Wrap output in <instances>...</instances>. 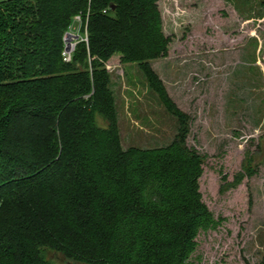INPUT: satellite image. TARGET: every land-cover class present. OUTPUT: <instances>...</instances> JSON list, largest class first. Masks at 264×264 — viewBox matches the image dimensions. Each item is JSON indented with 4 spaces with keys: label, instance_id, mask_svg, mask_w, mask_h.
Returning a JSON list of instances; mask_svg holds the SVG:
<instances>
[{
    "label": "trees",
    "instance_id": "1",
    "mask_svg": "<svg viewBox=\"0 0 264 264\" xmlns=\"http://www.w3.org/2000/svg\"><path fill=\"white\" fill-rule=\"evenodd\" d=\"M160 1L0 2V264H193L200 233L221 224L201 191L208 155L188 144L192 117L152 65L172 42ZM77 16L87 40L66 62ZM117 52L177 118L169 145L123 146L107 67ZM255 154L228 189L258 174Z\"/></svg>",
    "mask_w": 264,
    "mask_h": 264
},
{
    "label": "rangeland",
    "instance_id": "2",
    "mask_svg": "<svg viewBox=\"0 0 264 264\" xmlns=\"http://www.w3.org/2000/svg\"><path fill=\"white\" fill-rule=\"evenodd\" d=\"M262 1L159 2L172 42L167 55L152 65L176 104L192 117L188 144L208 155L200 180L203 199L221 221L217 229L200 233L193 264H264ZM77 17L68 32L85 39ZM72 42L77 46L78 40ZM122 57L115 53L107 67L123 146L169 145L178 132L177 118L151 89L139 64ZM248 152L260 161L258 174L228 189Z\"/></svg>",
    "mask_w": 264,
    "mask_h": 264
},
{
    "label": "built area",
    "instance_id": "3",
    "mask_svg": "<svg viewBox=\"0 0 264 264\" xmlns=\"http://www.w3.org/2000/svg\"><path fill=\"white\" fill-rule=\"evenodd\" d=\"M77 18L81 17L78 16ZM71 30V28H70ZM79 36L73 35L71 32H67L65 35V52H64V60L66 62H69L72 60L73 53L76 49V45L72 42L73 40H80L78 39ZM84 40H87V32H86V38Z\"/></svg>",
    "mask_w": 264,
    "mask_h": 264
},
{
    "label": "water",
    "instance_id": "4",
    "mask_svg": "<svg viewBox=\"0 0 264 264\" xmlns=\"http://www.w3.org/2000/svg\"><path fill=\"white\" fill-rule=\"evenodd\" d=\"M113 8L115 9V6H113Z\"/></svg>",
    "mask_w": 264,
    "mask_h": 264
}]
</instances>
